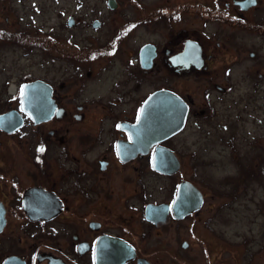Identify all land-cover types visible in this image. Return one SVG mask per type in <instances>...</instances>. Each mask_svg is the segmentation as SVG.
Wrapping results in <instances>:
<instances>
[{"label":"flooded vegetation","instance_id":"obj_1","mask_svg":"<svg viewBox=\"0 0 264 264\" xmlns=\"http://www.w3.org/2000/svg\"><path fill=\"white\" fill-rule=\"evenodd\" d=\"M113 1L115 7L110 8L104 0L105 17L89 23L94 30L104 28L103 42L89 43L83 50L86 56L96 53L107 64L122 65L124 61L117 57L120 47L129 32L135 31L139 37L136 62L123 69L126 79L139 90L133 87L127 93L78 101L76 94L59 95L64 89L49 79L26 78L15 84L14 96L0 105V117L7 116L15 120L13 128L18 126L11 132L0 126V264H99L118 254L131 256L124 264H138L139 259L153 264L152 258L145 257L150 252L158 264L157 246L145 253L139 247L140 238L176 219L170 210L164 222L155 224L146 219L145 209L172 205L177 186L190 184L202 200L197 210L182 218L190 220L191 227L207 194L185 177L186 152L178 151L181 180L170 201H152V193L147 199L140 178L150 177L149 162L152 168L157 145L170 148L167 141L173 137L149 149L146 145L141 152L125 126L137 121L149 95L168 90L187 106L185 125L174 136L178 137L199 113L220 114L225 94L242 74L264 78V0H129L132 18L121 15L119 0ZM75 20L68 16L67 26H73ZM144 47H150L152 53V65L145 71L153 67L167 71L171 86L143 97L140 54ZM243 58L249 65L241 67ZM35 80L49 87L43 90L36 113L30 114L22 107L21 92L23 85ZM44 116L46 120L36 122ZM226 143L233 148L232 135ZM190 152L193 161L200 159V149ZM224 179L231 182L230 176ZM214 195L218 197L217 192ZM260 229L264 231V221ZM207 232L206 237L194 235L192 242L202 246L203 257L198 260L194 255L190 263L214 264L212 252L215 254L217 242L210 238L224 235L211 226ZM116 242L131 249L117 250ZM218 243L219 253L226 255L225 244ZM229 263L264 264V257L253 254L242 263Z\"/></svg>","mask_w":264,"mask_h":264},{"label":"rangeland","instance_id":"obj_2","mask_svg":"<svg viewBox=\"0 0 264 264\" xmlns=\"http://www.w3.org/2000/svg\"><path fill=\"white\" fill-rule=\"evenodd\" d=\"M119 2L120 14L132 18V3ZM106 10L104 0H0V105L14 96L16 90L11 92V84L26 78L49 79L64 89L59 95L76 94L78 101L136 88L123 69L136 62L139 37L135 31L129 32L120 47L117 57L124 61L122 65H110L102 55L84 53L85 45L103 42L104 28L94 30L89 23L104 18ZM68 16L76 17L73 26H67ZM245 65L249 60L243 58L241 67ZM141 69L143 97L171 86L167 71ZM188 123L182 135L173 136L167 146L177 157L178 151L186 152L184 176L204 189L206 202L191 227L190 220H171L155 229V234L149 230L147 237L140 238L139 247L149 253L156 245L158 264H192L194 255L198 260L203 257L202 246L192 242L194 235L206 237L211 226L224 235L212 234L210 238L217 242L215 254L212 252L214 264L242 263L253 254L264 257V231L260 229L264 221V78L242 74L225 94L220 114L199 113ZM230 135L233 148L226 143ZM191 149H200V159L192 160ZM149 169L150 177L146 174L140 178L141 191L145 189L147 199L152 193V201H170L181 180L178 171L164 177L151 168L150 162ZM224 176H230L231 184ZM218 241L225 244L226 255L219 253ZM145 257L155 264L153 252Z\"/></svg>","mask_w":264,"mask_h":264},{"label":"water","instance_id":"obj_3","mask_svg":"<svg viewBox=\"0 0 264 264\" xmlns=\"http://www.w3.org/2000/svg\"><path fill=\"white\" fill-rule=\"evenodd\" d=\"M108 4L110 8L115 7L113 0H108ZM149 51L150 47H144L141 50V68L149 69L152 65V53ZM46 87L49 86L39 80L23 85V94L21 92V97H23L22 107L28 113H36V106L42 103V92ZM143 102L144 107L140 110L137 121L133 125L125 126V129L130 133L134 147H136L137 151L141 152H144L146 145L149 149L153 145L175 136L185 125L184 121L188 113L184 101L168 90H156ZM28 106L33 107V110L27 108ZM6 117H0V126L6 131L11 132L18 126L13 128V125H16L15 120L6 119ZM44 120H46L45 116L43 119L36 118L37 123ZM152 157V169L156 172L169 175L179 171L177 156L174 155L170 148L157 145ZM176 190L172 205H148L145 209L146 219L153 221L155 224L162 223L171 210L176 220H182L184 216L201 206L200 193L192 185L180 183ZM114 247L117 250L131 249L121 242H116ZM129 258L131 256L126 257L125 255L118 254L116 257L100 260L99 264H124ZM138 264L149 263L144 259H139Z\"/></svg>","mask_w":264,"mask_h":264},{"label":"bare ground","instance_id":"obj_4","mask_svg":"<svg viewBox=\"0 0 264 264\" xmlns=\"http://www.w3.org/2000/svg\"><path fill=\"white\" fill-rule=\"evenodd\" d=\"M11 92H14L16 90V86H14L13 84H11ZM161 173V172H160ZM163 174V173H162Z\"/></svg>","mask_w":264,"mask_h":264},{"label":"snow or ice","instance_id":"obj_5","mask_svg":"<svg viewBox=\"0 0 264 264\" xmlns=\"http://www.w3.org/2000/svg\"><path fill=\"white\" fill-rule=\"evenodd\" d=\"M22 94H23V90H22Z\"/></svg>","mask_w":264,"mask_h":264}]
</instances>
